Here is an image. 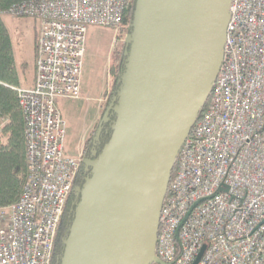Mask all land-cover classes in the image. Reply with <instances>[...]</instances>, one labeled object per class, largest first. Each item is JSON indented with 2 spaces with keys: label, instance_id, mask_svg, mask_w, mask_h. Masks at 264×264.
<instances>
[{
  "label": "built area",
  "instance_id": "2783aa9c",
  "mask_svg": "<svg viewBox=\"0 0 264 264\" xmlns=\"http://www.w3.org/2000/svg\"><path fill=\"white\" fill-rule=\"evenodd\" d=\"M127 1L29 0L2 12L40 31L35 86L16 88L29 174L19 201L0 208V264H52L85 163L83 151L65 152L58 104L81 98L91 27L116 29L121 42ZM10 123L0 116V136ZM174 171L152 264H264V0L232 1L224 61Z\"/></svg>",
  "mask_w": 264,
  "mask_h": 264
},
{
  "label": "water",
  "instance_id": "95a60500",
  "mask_svg": "<svg viewBox=\"0 0 264 264\" xmlns=\"http://www.w3.org/2000/svg\"><path fill=\"white\" fill-rule=\"evenodd\" d=\"M233 0H137L62 264H152L178 154L224 61ZM115 115L101 154L103 125ZM199 261V260H198ZM197 261V262H198Z\"/></svg>",
  "mask_w": 264,
  "mask_h": 264
},
{
  "label": "trees",
  "instance_id": "16d2710c",
  "mask_svg": "<svg viewBox=\"0 0 264 264\" xmlns=\"http://www.w3.org/2000/svg\"><path fill=\"white\" fill-rule=\"evenodd\" d=\"M25 1L29 0H0V116H9L11 119V123L6 128L4 134L0 136V208L10 206L19 201L29 174L25 139V117L20 107L19 97L16 91V88L22 85L21 74L15 56L13 38L5 19L2 17L3 11L17 3ZM136 3L137 0L127 1L120 37L125 31H131L128 25L134 19ZM125 50L123 54L114 55L110 70H108L107 90L104 96L105 100H108V104L112 101L121 85L120 76L124 72L126 62L124 56ZM110 84L111 86H109ZM105 110L106 107L102 106V117ZM113 121H115V115ZM112 124L109 126L107 124L103 125V132L99 144L96 147L99 155L104 146L110 141ZM95 134L96 129L91 132L86 142L84 154H91ZM85 166L81 167L74 183V188L77 187L79 192L85 183L80 177ZM87 169L91 174V169L88 167ZM174 174L175 171L173 170V177ZM80 199V196H78L76 201L72 191L57 232L52 264H62L65 241L69 237L75 211L80 203Z\"/></svg>",
  "mask_w": 264,
  "mask_h": 264
},
{
  "label": "rangeland",
  "instance_id": "374dc122",
  "mask_svg": "<svg viewBox=\"0 0 264 264\" xmlns=\"http://www.w3.org/2000/svg\"><path fill=\"white\" fill-rule=\"evenodd\" d=\"M5 21L11 30L20 72L22 75L23 71L30 75L34 66V49H31V47L34 48L36 36L40 31V24L38 21L30 18L17 19L6 17ZM126 34H128L127 31L122 33L120 37L121 42L119 41L118 44H115L118 36L117 30L113 28L91 27L87 34V58L84 77H81L83 90L86 93L85 99L78 102H75L76 100H62L66 104L64 108L62 106L61 111L66 123L65 151L68 154H76L78 152V147L76 141L73 140V136L79 127L81 128L85 124L86 120L90 122L96 115L97 109L100 106L99 99L102 97L105 89L106 79L104 77L107 74V70H110L114 55L123 54L126 47L125 42L122 43V40ZM109 60L110 63L108 64ZM107 105L108 100H104L102 106L107 107ZM102 118L101 107L98 122ZM98 122L93 131L97 128Z\"/></svg>",
  "mask_w": 264,
  "mask_h": 264
},
{
  "label": "crops",
  "instance_id": "0c3cea01",
  "mask_svg": "<svg viewBox=\"0 0 264 264\" xmlns=\"http://www.w3.org/2000/svg\"><path fill=\"white\" fill-rule=\"evenodd\" d=\"M5 18L6 17H4V19ZM18 19H20V18H18ZM8 28H9V26H8ZM9 30H10V28H9ZM10 33H11V30H10ZM11 36H12V34H11ZM38 37H39V32H38V34L36 36L34 48L31 47V49H34V56H33V58H34V66L32 67V73L30 75H28L27 72H24L23 71V75H22L21 72H20V74H21V84H22L21 86L23 88L31 89V88H33L35 86V82H36V60H37V48H38V43L37 42H38ZM13 46H14V43H13ZM14 51H15V49H14ZM15 56H16V54H15ZM86 58H87V48H86V56H85V61H84V68H85ZM16 60H17V58H16ZM109 63H110V60L108 61V64ZM17 64H18V61H17ZM24 66H25V64H24ZM18 67H19V64H18ZM84 68H83L82 78L84 77ZM107 69H108V67H107ZM19 71H20V67H19ZM104 79H106L105 89H104V92L102 94V97H100V99H99L100 106L97 109L96 115L94 116V118L90 122L88 120H86L85 121V124L81 128L79 127V129L76 131V134L73 136V140L76 141V144H77V147H78V152L76 154H74V153L73 154H70V153L68 154L65 151L68 156L76 157L80 153V151H82L83 147H85L86 142L89 139V136H90L91 132L93 131L94 127L97 125V122L99 120L98 119L99 118V113H100L102 104H103V102L105 100V97L104 96H105V92L107 90L108 70H107V74L104 77ZM85 96H86V93L83 90V84H82V94H81V98L78 99V100H76V101L74 100V101L75 102L83 101L85 99ZM64 102L65 101H62L61 100L59 102V104H58L59 110L61 112V115H62V111H61L62 106H63V108L66 106V104ZM62 119H63L64 124L66 125V123L64 121V118H63V115H62Z\"/></svg>",
  "mask_w": 264,
  "mask_h": 264
},
{
  "label": "flooded vegetation",
  "instance_id": "af4514ba",
  "mask_svg": "<svg viewBox=\"0 0 264 264\" xmlns=\"http://www.w3.org/2000/svg\"><path fill=\"white\" fill-rule=\"evenodd\" d=\"M113 118H114V114L111 112V115H110V121H109V123H107V126H109V125H111L114 121H113ZM103 119V118H102ZM101 119V120H102ZM99 144V143H98ZM84 149H85V147H84ZM92 158V155L91 154H87V153H85L84 154V161H86L87 159H91ZM83 166H84V164H83ZM88 169H87V167L85 166L84 167V170L81 172V174H80V177H81V179L86 183V181H87V179L88 178H90L91 177V174H90V172H88L87 171ZM84 183V184H85ZM73 195H75V200L77 201V198H78V196H79V189H77V187H75L74 189H73Z\"/></svg>",
  "mask_w": 264,
  "mask_h": 264
}]
</instances>
